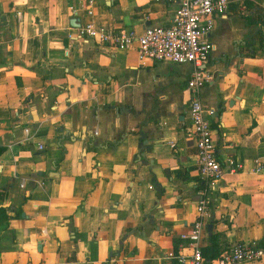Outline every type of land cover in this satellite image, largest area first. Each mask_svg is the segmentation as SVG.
Masks as SVG:
<instances>
[{
    "label": "crops",
    "instance_id": "1",
    "mask_svg": "<svg viewBox=\"0 0 264 264\" xmlns=\"http://www.w3.org/2000/svg\"><path fill=\"white\" fill-rule=\"evenodd\" d=\"M87 8L96 27L139 33L169 25L177 4L0 0V264H171L189 251L179 235L204 187L192 66L68 38ZM208 39L200 100L222 167L243 164L209 189L200 243L216 235L223 253L264 238V0H228Z\"/></svg>",
    "mask_w": 264,
    "mask_h": 264
},
{
    "label": "built area",
    "instance_id": "2",
    "mask_svg": "<svg viewBox=\"0 0 264 264\" xmlns=\"http://www.w3.org/2000/svg\"><path fill=\"white\" fill-rule=\"evenodd\" d=\"M172 1L177 4V10L172 22L167 26L148 25L139 33L133 28L113 26L99 28L91 19L92 10L87 8L85 12L87 19L78 27L69 30L67 37L85 43L109 45L118 50L135 48L142 60L192 66L186 81L191 95L189 119L198 150V173L204 187L200 190L194 221L188 231L179 235L189 251L187 253L171 252L166 259L176 264H204L200 242L211 212L209 189L214 188L220 181L226 169L230 173L243 169V164L233 157L226 160L225 169L222 167L216 155L211 125L200 100V91L210 78L205 70V64L213 44L208 36L214 26L215 16L224 14L228 0ZM25 135L24 141L27 142L30 138L28 129H25ZM169 146L173 148L174 143L169 142ZM39 148L41 149L42 146L39 145ZM254 170L260 171V164H256ZM20 187H24V182H21ZM263 256L264 250L256 242H236L221 253L212 264L256 262Z\"/></svg>",
    "mask_w": 264,
    "mask_h": 264
},
{
    "label": "trees",
    "instance_id": "3",
    "mask_svg": "<svg viewBox=\"0 0 264 264\" xmlns=\"http://www.w3.org/2000/svg\"><path fill=\"white\" fill-rule=\"evenodd\" d=\"M10 217L5 214V209L0 207V223L4 220H8ZM258 246L264 249V238H262L258 242ZM202 255L204 264H212L214 260H216L220 255L221 252L219 247L217 246V238L216 235L210 236V245L206 248L202 249ZM171 264H176L175 262L171 261Z\"/></svg>",
    "mask_w": 264,
    "mask_h": 264
},
{
    "label": "water",
    "instance_id": "4",
    "mask_svg": "<svg viewBox=\"0 0 264 264\" xmlns=\"http://www.w3.org/2000/svg\"><path fill=\"white\" fill-rule=\"evenodd\" d=\"M4 19H5V18L2 17V20H3V21H4ZM70 24H71L72 27H78V26L80 25L79 19H78V18H71V20H70ZM143 137H144V133H143V132H140V138H142L141 141L143 142V144H146V140L143 139ZM140 155L143 156L144 153H142V154H140ZM208 228L210 229V225H209Z\"/></svg>",
    "mask_w": 264,
    "mask_h": 264
}]
</instances>
